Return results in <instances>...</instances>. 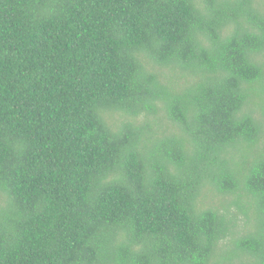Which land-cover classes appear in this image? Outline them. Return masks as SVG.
<instances>
[{
	"label": "trees",
	"instance_id": "obj_1",
	"mask_svg": "<svg viewBox=\"0 0 264 264\" xmlns=\"http://www.w3.org/2000/svg\"><path fill=\"white\" fill-rule=\"evenodd\" d=\"M0 264H264V0H0Z\"/></svg>",
	"mask_w": 264,
	"mask_h": 264
},
{
	"label": "rangeland",
	"instance_id": "obj_2",
	"mask_svg": "<svg viewBox=\"0 0 264 264\" xmlns=\"http://www.w3.org/2000/svg\"><path fill=\"white\" fill-rule=\"evenodd\" d=\"M117 114H114L113 115V117H110V116H108V120L109 121H114V120H116L117 119ZM209 200H214V196L212 195V194H210L205 200H204V203H208L209 202ZM200 201H202L201 199H200Z\"/></svg>",
	"mask_w": 264,
	"mask_h": 264
}]
</instances>
